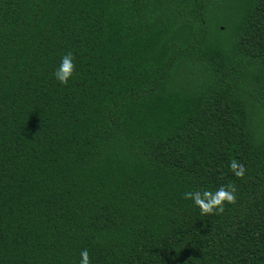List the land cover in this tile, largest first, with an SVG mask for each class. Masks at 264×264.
I'll list each match as a JSON object with an SVG mask.
<instances>
[{
    "label": "trees",
    "instance_id": "trees-1",
    "mask_svg": "<svg viewBox=\"0 0 264 264\" xmlns=\"http://www.w3.org/2000/svg\"><path fill=\"white\" fill-rule=\"evenodd\" d=\"M229 184L221 215L183 198ZM84 249L264 264V0H0V264Z\"/></svg>",
    "mask_w": 264,
    "mask_h": 264
},
{
    "label": "clouds",
    "instance_id": "clouds-1",
    "mask_svg": "<svg viewBox=\"0 0 264 264\" xmlns=\"http://www.w3.org/2000/svg\"><path fill=\"white\" fill-rule=\"evenodd\" d=\"M75 57L68 52L62 56L60 65L56 69L54 76L61 83L66 85L76 71ZM230 169L234 175L243 179L246 173L244 164L236 160L230 162ZM183 198L194 201L199 207L202 215H221L225 211V204H236L237 189L235 184L221 185L216 191H188L183 194ZM80 264H91L89 251H81Z\"/></svg>",
    "mask_w": 264,
    "mask_h": 264
}]
</instances>
